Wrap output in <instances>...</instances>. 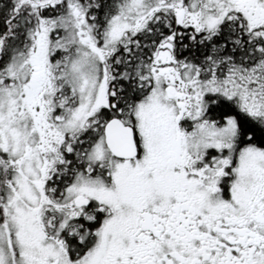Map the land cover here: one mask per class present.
<instances>
[{
  "label": "snow or ice",
  "instance_id": "snow-or-ice-1",
  "mask_svg": "<svg viewBox=\"0 0 264 264\" xmlns=\"http://www.w3.org/2000/svg\"><path fill=\"white\" fill-rule=\"evenodd\" d=\"M0 264H264V0H0Z\"/></svg>",
  "mask_w": 264,
  "mask_h": 264
}]
</instances>
